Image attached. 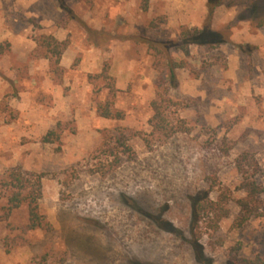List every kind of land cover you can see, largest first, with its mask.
<instances>
[{
  "label": "rangeland",
  "instance_id": "obj_1",
  "mask_svg": "<svg viewBox=\"0 0 264 264\" xmlns=\"http://www.w3.org/2000/svg\"><path fill=\"white\" fill-rule=\"evenodd\" d=\"M0 45V177L40 176L49 225L24 231L26 207L0 199V264H264V216L238 227L251 183L264 214V0H0ZM165 56L185 62L175 86ZM157 92L170 136L150 124ZM203 193L229 215L195 239Z\"/></svg>",
  "mask_w": 264,
  "mask_h": 264
},
{
  "label": "trees",
  "instance_id": "obj_2",
  "mask_svg": "<svg viewBox=\"0 0 264 264\" xmlns=\"http://www.w3.org/2000/svg\"><path fill=\"white\" fill-rule=\"evenodd\" d=\"M61 8L66 12H69V9L61 1ZM157 25H154L156 27ZM260 26H262L260 24ZM220 37V36H219ZM182 39L186 43L194 42L196 44H203L205 37L203 36V31L193 29L186 30L182 33ZM41 45L45 47L51 56L55 59V62L58 63L63 50L65 48V43L58 42L52 37L43 38ZM174 46V45H171ZM8 45H0V55L4 53L5 48ZM169 47V46H166ZM156 49V48H155ZM158 50V49H156ZM159 55H164L163 52L157 51ZM163 71L160 72L161 84L167 80L171 86H175L177 83V78L175 70L179 68H185V62H176L169 57H164L163 62ZM160 85V84H159ZM158 88H160L158 86ZM163 103L160 100V93L157 92L156 98L151 102V108L153 110V116L150 120L151 127L157 132L164 133L165 136H170L172 134L171 129L166 123V118L163 112ZM97 112L101 117L110 118V119H121L122 113L111 109L110 106H104L99 104ZM121 136H123L121 134ZM58 139V135L54 131L48 132L43 137V142L51 143ZM119 143L122 146L124 145V138L118 139ZM106 152L112 151L109 147V143L106 142L103 145ZM127 148V147H125ZM130 150V149H127ZM112 154V152H110ZM121 165L120 159L116 157L115 162L112 163L113 168H118ZM41 177L22 170L19 167H16L10 170L3 177H0V199L4 200V210L6 216H8L12 211L19 209L22 206L26 207L28 222L24 227V231H33V230H48L49 225L46 221L45 216L41 213L39 207V201L42 196V181ZM256 187L254 183H251L247 187L246 196L239 201L241 210L243 212V217L240 218L238 227L243 225V222L249 217H260L264 216L263 213H258L259 207ZM227 198L225 196L219 195L216 200H211L207 193L198 194L190 202V210L192 217V226H191V235L193 238H198V225L200 220L203 218V221H206L209 228L217 230L220 221L223 218L228 217L229 210L227 208ZM253 204V206H251ZM168 226V225H166Z\"/></svg>",
  "mask_w": 264,
  "mask_h": 264
}]
</instances>
